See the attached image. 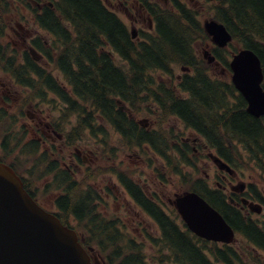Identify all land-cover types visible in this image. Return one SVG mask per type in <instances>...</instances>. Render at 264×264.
Segmentation results:
<instances>
[{"label":"trees","instance_id":"16d2710c","mask_svg":"<svg viewBox=\"0 0 264 264\" xmlns=\"http://www.w3.org/2000/svg\"><path fill=\"white\" fill-rule=\"evenodd\" d=\"M139 1L145 3L155 28L152 34L140 33L138 41L131 38L127 27L102 0H53L52 8L44 5L41 10L33 9L32 16L38 27L50 37L48 43L51 46L46 49L39 39L33 40V45L47 57L52 69L60 72L65 86L38 66L27 53L17 66L15 57L8 58L4 69L30 90L32 99H43L47 92L54 93L67 106L62 116L64 120L77 115V125L68 135L74 136L67 141L69 146L76 143L84 130L90 129L94 133L98 116L121 136L119 145L139 150L146 147L147 151L165 158L168 166L175 169L182 165L178 156L182 162L190 164L188 154L192 150L185 144H173L175 137L170 131L165 132L161 127L156 134L142 129L131 116L118 110L116 104L121 100L134 108L148 101L155 103L167 117L179 119L203 136L209 147L232 168H240L242 162H246L263 170L264 117L249 115L244 99L229 81L210 74L214 63L198 57L196 42H207L208 38L196 13L176 0H172V9ZM4 6L6 0H0V8ZM217 7L220 8L214 10V19L223 23L231 33V49L244 47L253 50L261 60L264 73V0H220ZM3 31L0 21V38ZM108 49L119 55L126 67L117 66ZM226 52L215 50L213 53L229 71ZM174 66L180 67L182 74L179 80L175 77L173 85L164 83L154 74L161 72L171 78ZM86 103L91 110L85 109ZM7 144L8 141L3 143L6 152ZM164 146L167 150L162 148ZM22 153L34 154L35 150ZM47 161L46 158L41 160L45 168L43 176L49 173ZM29 176L33 174L29 173ZM56 182L61 193L56 201L60 210L57 216L64 224L69 225L70 220L74 222L83 246H93L107 264H150L141 243L124 234L115 221L99 214L95 206L97 198L92 196L91 190L81 192V184L59 169ZM24 185L32 196L29 183L24 182ZM124 185L159 227V238L149 239L159 248L163 262L213 264L208 258L209 252L217 263H242L234 248L208 244L195 238L177 222L174 211L171 215L166 214L129 181H124ZM188 190L204 196L237 232L264 251V226L259 228L256 223L245 219L226 202L221 192L208 191L199 181Z\"/></svg>","mask_w":264,"mask_h":264},{"label":"rangeland","instance_id":"374dc122","mask_svg":"<svg viewBox=\"0 0 264 264\" xmlns=\"http://www.w3.org/2000/svg\"><path fill=\"white\" fill-rule=\"evenodd\" d=\"M105 6L112 12H114L123 24L131 30L135 28L136 37L141 33L151 32L152 22L147 12L144 11L146 6L142 9L138 6L141 3L135 0H102ZM149 3H155L162 8L163 5H170L171 0H147ZM185 4H188L189 0H181ZM48 3H53V0H6V6L0 8L1 18L0 21L3 25V34L0 38V52H4L5 56L13 55L17 60V65L20 64L21 57L24 53L32 52L38 57V62L44 67V71L48 74L53 75L60 82L65 81L61 78L58 71L53 70L48 63L38 55L33 49V40H41L46 49L51 46L48 42L50 37L47 33L43 32L35 22L32 16V10L36 7H43ZM138 3V4H137ZM220 3V0L209 1V0H193L191 3L192 10L196 13L199 22L202 24L204 21L212 20L215 18L216 9ZM215 10V11H214ZM236 48V47H235ZM195 49L199 58L204 59V54H209L213 52V45L210 42L197 41L195 44ZM1 54V53H0ZM118 56H115L114 61L118 66L126 67ZM173 77H166L160 75V80L166 84L173 85L175 82V76L180 74V67H173ZM215 74L222 78L225 82L230 80L229 76L220 66H213V76ZM10 72L4 69L3 61L0 63V102L6 101L7 104L12 105L10 112L4 105L6 114H11L15 118H21L19 115V110L21 115H27L26 113H35V116L39 117L43 124L53 130V121L59 118V112L66 110L65 105L60 101L54 94H45L43 99H32L29 89L24 88L22 85H16V81ZM15 81V83H14ZM29 90V91H28ZM184 96V95H182ZM26 97L28 100H26ZM15 98V100H13ZM85 109L91 110V106L87 103L84 105ZM130 114L135 119V121H145V127H152L156 129V122H164L163 125L167 130H173V137L177 136L178 139L187 140L192 146L194 141L198 139L191 130L186 129L185 126L177 119L173 117H167L164 115L157 105L153 102H145L143 105H139L136 108L130 110ZM23 118V117H22ZM75 118L71 117V122L67 125V130L71 129L74 125ZM25 123L30 122L27 117L23 118ZM44 125V126H45ZM103 133L106 135L107 146L104 148L96 147L92 138L84 134L82 142L79 143L83 150V155L86 157V164L81 165L80 172L77 173L75 180H79L83 185H90L91 187L95 184H100L103 187V198L104 201H100L97 206L98 212L108 220L117 221L120 230L126 234L128 237L141 243L144 248V254H146L147 260L150 264H171L170 261L163 262L159 253V248L154 246L147 236L157 239L159 237V231L155 224L147 217L144 212H141L133 203L130 202L128 196H126L119 186V194L115 193L113 198L107 199V194L112 195L114 191L113 184L117 183L116 176H111V174L105 173V169L108 166L114 168V172L125 173L130 178H136V180L141 184L143 189L147 193H156L166 204L162 207L168 214H170V206L167 204V200L172 199L175 192L182 190L183 186L180 184L179 176L172 175L169 171V166L162 163L155 155H150V151L146 147L144 150L130 149L127 146L119 145V138L115 132L105 124L100 122ZM25 136V133H23ZM35 137L31 133V129L28 128L26 137L23 139L24 143L30 141V138ZM55 141H54V139ZM55 145L62 148V140H57L54 136L52 137ZM173 143L177 144L176 141ZM199 144H203V141H199ZM196 142L195 153L193 158H195V168H186L180 165V171L184 174L189 175L190 181L198 178L209 179L208 183L210 186L219 182V179L215 176L216 168L214 165L206 159V151L201 150V147ZM24 144V145H25ZM14 146V145H11ZM19 150L22 146H19ZM43 148L41 147V150ZM147 149V150H146ZM57 150V149H56ZM74 151L73 149H71ZM52 151V150H50ZM240 151V149H239ZM241 152V151H240ZM49 153V151H48ZM17 159L12 157H6L5 160L15 166L17 171L22 177L29 182V187L33 191L36 199L49 211L57 212L58 210L54 207V199L56 195L53 190L48 187V179H36V177L41 176V172L37 171L34 173L33 178H30L26 174L27 170L31 169L33 166V161L31 157L27 155L16 154ZM76 160V159H75ZM97 169L94 171L93 176L96 178L94 181H90L87 176H83V171L86 168ZM73 169V168H72ZM78 171V170H77ZM178 172V170H176ZM107 172V170H106ZM79 175V176H78ZM241 182H245L256 188L261 195L264 197V174L260 175L257 172H250L244 170L242 172ZM139 179H138V178ZM238 181V182H240ZM235 182L234 184H237ZM47 186V188H45ZM46 190V191H45ZM72 226L74 222L71 221ZM236 246H244V240L239 237L237 238ZM94 254L98 257L99 261L104 262V257L99 254V251L94 250ZM256 254V253H254ZM261 262L264 264V256H261Z\"/></svg>","mask_w":264,"mask_h":264},{"label":"water","instance_id":"95a60500","mask_svg":"<svg viewBox=\"0 0 264 264\" xmlns=\"http://www.w3.org/2000/svg\"><path fill=\"white\" fill-rule=\"evenodd\" d=\"M211 42L224 48L232 40L223 24L204 22ZM133 37L135 35L132 31ZM231 82L247 102V112L264 116L263 72L257 54L241 49L232 56ZM213 163L230 172L218 157ZM242 187V186H241ZM170 203L187 228L207 241H233L234 233L224 218L195 192L175 195ZM0 264H98L79 244L74 230L64 226L57 217L39 207L23 188L14 171L0 163Z\"/></svg>","mask_w":264,"mask_h":264},{"label":"flooded vegetation","instance_id":"af4514ba","mask_svg":"<svg viewBox=\"0 0 264 264\" xmlns=\"http://www.w3.org/2000/svg\"><path fill=\"white\" fill-rule=\"evenodd\" d=\"M110 1V0H106ZM136 1V0H135ZM178 1V0H176ZM137 2V1H136ZM165 4H167V1H164ZM193 0H189L188 5L191 6V3ZM138 4V3H137ZM138 6L142 9L144 6L142 4H138ZM165 6V5H164ZM168 5H166L167 7ZM145 9V7H144ZM146 11V9L144 10ZM143 12V9H142ZM15 100V98L13 99ZM5 106H8V109L11 110L13 107L12 105H9L6 103V101L0 102V109L5 112ZM27 118L30 122V124H25L23 121V118L18 117V123L21 126H26L27 128L31 129V133L38 138V141L42 142L43 138H41V135L46 137L48 140L53 141L52 136L55 134V131H52L49 129L48 126L43 124L41 119L37 116H35V113L32 112L31 114L29 112L26 113ZM45 125V126H44ZM114 130V128H113ZM116 135L119 134L116 130H114ZM102 138V135H100V139ZM59 139H62L60 136ZM45 141H43L44 143ZM54 143V142H53ZM55 147V144L53 145ZM56 149V148H54ZM60 155L57 154L55 151L52 152V173L56 175L57 169H60L61 171H66L64 173L70 175V177H76L77 173H79L80 169L82 168L81 165L84 163L86 164V157L83 155V151L80 150H74L71 152H66L60 150ZM60 157V158H59ZM76 159V160H75ZM161 161V160H160ZM82 163V164H81ZM52 165V164H51ZM73 168V169H72ZM78 170V171H77ZM114 170V169H113ZM244 170L251 171V168L249 167H241L237 169H233L231 173L228 172H216L215 176L219 177L220 182H217L214 187L210 186L211 188H215L218 190H222L223 193L227 196V199L233 200V205H230L232 208H235L237 211L241 212V214L245 213L244 218L249 220L252 223H256L259 227L264 226V197L261 195V193L254 187H251L249 184H240V178H242V172ZM111 176H116L117 183L113 184L114 191H112V195L107 194L106 198L110 199L115 197L114 194H119V186L122 192L128 196L131 203L134 205H138L139 207H142L137 200L129 193L128 189L124 185V181H129L131 184H133L135 187L138 188L140 193L148 200L150 199L153 204L163 206L166 203L156 194L147 193L141 186V184L136 180V178L132 177L130 178L127 174L114 172ZM138 178V177H137ZM140 178V177H139ZM138 178V179H139ZM209 180V179H208ZM235 182H238L237 184H234ZM241 182V181H240ZM122 185H121V184ZM209 184V183H207ZM238 185V186H237ZM242 186V187H241ZM207 189L208 186L206 187ZM131 195V196H130ZM97 198L100 201H104L103 198V187L100 184H97ZM259 205V208L256 206H253V204ZM98 204V202H97Z\"/></svg>","mask_w":264,"mask_h":264}]
</instances>
